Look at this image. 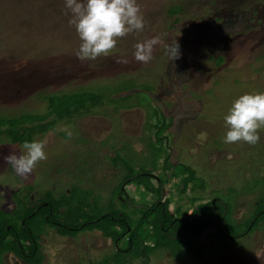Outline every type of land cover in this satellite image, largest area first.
<instances>
[{
    "label": "rangeland",
    "instance_id": "374dc122",
    "mask_svg": "<svg viewBox=\"0 0 264 264\" xmlns=\"http://www.w3.org/2000/svg\"><path fill=\"white\" fill-rule=\"evenodd\" d=\"M137 3L144 30L118 38L108 56L81 61L82 41L69 23L73 16L65 0H0V116L43 115L49 110L46 98L53 95L88 91L101 98L87 113L60 119L53 113L39 121L49 127L32 141L47 140V159L28 180L0 160L4 211L22 212L27 194L33 201L48 200L46 190L55 197L74 190L67 197L73 212H93L94 201L117 196L114 187L129 167L133 173L144 168L155 187L162 179L171 211L180 205L189 213L217 198L224 216L240 224L264 201V129L255 145L224 143L229 130L224 117L233 102L246 93H264V0ZM154 36L163 43L152 60L136 61L134 45ZM174 39L181 55L170 60L164 44ZM120 57L129 63H116ZM160 125L166 127L162 139L156 136ZM64 126L73 133L70 139L57 131ZM10 151L25 152L0 133V153ZM124 188L127 208L122 209H133L136 216L155 198L134 180ZM90 197L91 205L82 204ZM12 220L18 223L17 217ZM213 232L208 228L200 236L203 254L196 260L158 249L144 264H264V227L242 236L231 249L232 240L217 239ZM39 242L41 264H95L110 259L116 247L96 230L63 236L47 226ZM0 264L25 263L4 252ZM133 264H143L142 258Z\"/></svg>",
    "mask_w": 264,
    "mask_h": 264
},
{
    "label": "trees",
    "instance_id": "16d2710c",
    "mask_svg": "<svg viewBox=\"0 0 264 264\" xmlns=\"http://www.w3.org/2000/svg\"><path fill=\"white\" fill-rule=\"evenodd\" d=\"M46 99L49 103V110L43 115L31 114L29 117L25 115L11 118L0 116V127H3L0 133L6 135L14 144L23 145L25 141L31 142L36 132H44L48 129L46 122H39L45 116L55 113L58 119L67 116L71 118L74 115L87 113L91 107L101 102L98 94L88 91L53 95ZM165 128L160 125L156 133L158 139L164 136L160 133ZM133 170V167H129L128 175L123 176L114 187L117 193L115 198L120 199L119 202L115 201V198H109L103 202L98 199L94 201L93 212L91 209L89 213L73 212L75 208L68 203L67 197H70L74 190L60 197H55L49 190H46L48 200L41 197L32 201L27 194L28 199L25 201L32 202V205L27 204L23 210L21 209L22 212L15 208L4 211L0 207V259L4 252L9 251L22 258L25 264H41L44 255L39 241L44 230L43 224L52 227V221L62 223L57 231L59 235L74 236L77 232L86 229L99 231L102 236L110 238L116 246L115 251L112 250L113 256L110 259H99L95 264H133L138 258H142L144 264L158 249L168 250L173 258L191 255V258L196 260L203 254L199 238L207 228L214 230L210 235L217 239L232 240L231 249L237 244L239 238L248 235L256 228L264 227V223H261V221L264 222V201L257 202L260 205L248 219L239 222L241 225L236 220L229 221L227 216H224L217 198L198 204L189 213L180 205L171 211L169 200L163 198L162 179H158L159 182L155 187L150 184L148 180L150 174L144 168L138 169L136 173H133ZM132 180L144 186L147 194L155 196L153 200H147L148 202L142 205L138 216L133 209L130 211L122 209L127 208L124 206L128 197L125 194L124 183ZM185 188L186 186H183L182 191ZM90 201L91 197L82 204L89 206ZM85 209L87 208H83ZM56 213H62L64 219L60 220ZM13 217L18 218V223L12 220ZM37 225L39 226L36 227ZM237 227L239 230L236 229ZM121 242L123 244H120ZM191 252L193 253L190 254Z\"/></svg>",
    "mask_w": 264,
    "mask_h": 264
},
{
    "label": "clouds",
    "instance_id": "9594fccd",
    "mask_svg": "<svg viewBox=\"0 0 264 264\" xmlns=\"http://www.w3.org/2000/svg\"><path fill=\"white\" fill-rule=\"evenodd\" d=\"M65 5L72 13L69 21L82 41L77 58L81 61L95 60L108 56L116 47L118 38L126 37L133 32L143 31L145 21L137 0H65ZM163 43L160 36L147 38L134 45V59L148 63L153 58L156 46ZM170 60L180 58V45L174 39L171 44H164ZM116 63H129L120 57ZM18 70V69H17ZM228 131L224 143L244 142L255 145L260 140L259 132L264 129V93H246L237 98L224 117ZM70 139L73 135L69 126L58 128ZM47 140L25 141L23 154L17 155L10 151L8 155L0 153V160L10 165L15 174L28 180L40 161L47 159L44 151Z\"/></svg>",
    "mask_w": 264,
    "mask_h": 264
},
{
    "label": "flooded vegetation",
    "instance_id": "af4514ba",
    "mask_svg": "<svg viewBox=\"0 0 264 264\" xmlns=\"http://www.w3.org/2000/svg\"><path fill=\"white\" fill-rule=\"evenodd\" d=\"M29 197V196H28ZM31 200L33 201V199L31 198ZM30 206L32 205V202H29L28 203ZM53 222V226L52 227H50V228H54L55 230H56V232H57V229L60 227V225H62V223L61 222H59V221H52ZM45 226H47L48 227V224H43V227H45ZM208 229V228H207ZM206 229V230H207ZM205 230V231H206ZM204 231V232H205ZM203 234V233H202ZM7 252H9V251H7ZM10 253H13V252H10ZM4 254V253H3ZM24 261V260H23Z\"/></svg>",
    "mask_w": 264,
    "mask_h": 264
}]
</instances>
